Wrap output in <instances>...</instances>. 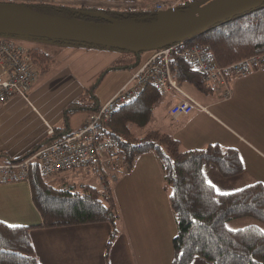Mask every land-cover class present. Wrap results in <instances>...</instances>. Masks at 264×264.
<instances>
[{"label": "crops", "instance_id": "crops-1", "mask_svg": "<svg viewBox=\"0 0 264 264\" xmlns=\"http://www.w3.org/2000/svg\"><path fill=\"white\" fill-rule=\"evenodd\" d=\"M157 1L178 0H0L13 3H56L109 10L143 9L152 7ZM28 46L47 52L54 57V61L43 74L40 65H33L36 75L29 92L25 96L14 94L0 104V155L13 158L24 155L49 136L55 127L61 126L63 108L71 101L78 98L83 104L91 105L92 98L87 93L95 77L100 76L99 85L108 82L105 87L109 90L103 101L95 94L97 105H100L132 76L136 68L134 63L137 62V56L107 48L43 40H35L34 44ZM60 60L63 61L62 66H57ZM1 70L0 64V74ZM262 80L264 68L253 69L243 76H234L227 85L219 84L208 93H202L189 83H183L181 87L185 93L203 105L205 110H193L188 115L174 118L169 109L172 104L182 99V95L170 92L160 97V102L153 111L155 123L169 124L175 129L168 134L179 140L182 149L203 148L209 143H219L222 147H234L238 150L244 164L243 172L224 177L214 166L204 167L206 180L211 181L219 192L238 190L249 184L262 182L259 172L263 169L259 168V172L255 168L252 170L243 159L244 155L248 159L256 158V161L264 162ZM80 112L83 113L79 114L78 120L72 119L74 115L77 116L78 111L70 115L71 129L78 128L91 111ZM170 119L179 123L174 125ZM154 156L149 153L140 155L135 166L127 169L129 171L126 170L123 181L118 183L117 180L110 186L114 184L115 191L120 187L127 196L129 193L130 195L128 206H124L126 202H122L119 194L116 196L118 234L107 258L105 245L110 225L104 221L32 228L29 235L38 263L171 264L173 250L169 237L166 240L167 229L171 225V211L162 174H159L161 167ZM131 172L135 174L129 176ZM27 183V180L0 183L1 221L10 225L42 222ZM121 183L124 185L120 186ZM169 235L173 237L174 231ZM190 264L210 263L197 257Z\"/></svg>", "mask_w": 264, "mask_h": 264}, {"label": "trees", "instance_id": "trees-1", "mask_svg": "<svg viewBox=\"0 0 264 264\" xmlns=\"http://www.w3.org/2000/svg\"><path fill=\"white\" fill-rule=\"evenodd\" d=\"M207 1L209 0H194L199 6ZM23 4L38 12L85 21H101V18L95 16L97 12H104L117 19L136 21H151L158 16V11L152 7L109 10L45 2ZM188 8V3L183 0H179L175 7L177 10ZM9 36L22 42L32 39L119 50L59 39ZM182 42L199 44L206 57L219 66L264 53V1L258 7L213 24L204 32ZM27 47V56L32 65H40V71H46L54 57L37 47ZM136 56L135 67L141 63V54ZM170 65L172 75L179 85L189 83L198 91L208 93L209 89L204 86L201 73L190 63L176 56ZM96 87L97 82L88 88L87 93L93 104L87 106L78 98L71 101L63 108L62 125L55 127L41 143L19 157L0 155V159L19 160L40 145L58 140L79 129L87 119L78 128L71 129L69 117L80 110L91 111L89 116L99 108L101 104L97 105L94 93ZM162 95L164 94H161L159 87L148 82L133 99L112 111L108 119L102 122V130L106 136L115 139V152L120 154L129 170L138 156L147 152L156 155L176 222V232L172 240V264H190L197 257L210 264H264V184L258 181L238 190L218 192L209 185L204 174L205 165L214 166L224 177L243 172L244 164L238 150L234 147H222L219 143L185 150L181 148L177 138L158 129H146L143 134L135 132V129L144 128L150 122ZM28 181L32 201L42 222L10 225L0 220V264H39L29 235L34 227L104 221L110 225L105 245V257H108L110 247L118 234L119 220L117 202L109 187L103 191L94 183L88 182H82L79 188L73 183L59 186L54 178L47 179L41 174L37 163L33 164Z\"/></svg>", "mask_w": 264, "mask_h": 264}, {"label": "built area", "instance_id": "built-area-1", "mask_svg": "<svg viewBox=\"0 0 264 264\" xmlns=\"http://www.w3.org/2000/svg\"><path fill=\"white\" fill-rule=\"evenodd\" d=\"M178 1H157L152 8L165 12L175 9ZM183 1L188 3L189 8H195L194 0ZM27 52L28 47L22 41L9 35H0V104L14 94L25 96L29 92L36 69ZM176 56L201 73L204 86L209 90L219 84L227 85L234 76H243L253 69L264 68V53L219 66L206 57L197 43L184 44L179 41L152 50V54L135 68L132 76L91 113L79 129L58 140L40 145L19 160L0 159V183L28 181L34 163L38 164L45 178L70 171H83L97 180H103L107 176L109 164L114 167V171H110L112 177H116L115 169L126 171L127 164L115 152V140L104 134L102 122L117 107L133 99L145 84L152 82L159 87L161 94L174 92L182 95V99L170 107L169 112L174 118L188 115L193 110H205L203 105L185 93L173 77L170 64ZM106 187L108 184H104L103 190Z\"/></svg>", "mask_w": 264, "mask_h": 264}, {"label": "water", "instance_id": "water-1", "mask_svg": "<svg viewBox=\"0 0 264 264\" xmlns=\"http://www.w3.org/2000/svg\"><path fill=\"white\" fill-rule=\"evenodd\" d=\"M263 1L209 0L187 10L158 12L151 21L117 19L104 12L95 14L101 21H85L38 12L23 3L0 2V35L59 39L139 54L193 37L213 24L258 7Z\"/></svg>", "mask_w": 264, "mask_h": 264}, {"label": "rangeland", "instance_id": "rangeland-1", "mask_svg": "<svg viewBox=\"0 0 264 264\" xmlns=\"http://www.w3.org/2000/svg\"><path fill=\"white\" fill-rule=\"evenodd\" d=\"M149 8V7H148ZM27 46L28 45H31V44H34V42H35V40H32V39H26V40H24L23 41ZM117 51H122V52H124V53H126V54H131V55H133V56H135L136 57V54L135 53H133V52H129V51H126V50H121V49H119V50H117ZM141 54V56H140V60H141V62H143L144 60H146L151 54H152V51H145V52H141L140 53ZM88 59H90V58H88ZM84 60H87V59H84ZM62 60H60V62L59 63H57L56 65L57 66H62ZM32 63V62H31ZM101 72H103V71H101ZM251 72V71H250ZM41 74H43V72H41ZM99 77L100 76H97V77H95V79H94V83H96L97 82V86L99 85ZM108 81V80H107ZM257 83H259V81L257 80L256 81ZM260 82H262V83H264V80H262V81H260ZM106 83H108V82H106ZM106 83H101L100 85H99V87L97 88H94V93L97 95V97H98V99L100 100V101H103V98H104V96H105V94L107 93V91L109 90V89H107L106 87H105V85H106ZM80 113H83V112H80V111H78V113H77V116L76 115H74L73 116V120L74 119H80L78 116H79V114ZM154 117H155V114H154ZM170 122L172 123V124H174V125H176L177 123H179L178 121H174V120H171L170 119ZM152 128H154V129H158V130H160L161 132H165V133H173L174 131H175V129L174 128H172V127H170V125L169 124H167V125H161V124H157V122L155 123V119H153V117H152V119L150 120V122L147 124V126L146 127H144V128H140V129H135V132L137 133V134H143V132L146 130V129H152ZM237 130V129H236ZM147 153H149V155H155L153 152H147ZM155 157V159H156V162H157V164L159 163V161H158V159H157V157H156V155L154 156ZM137 158H140V156H138ZM137 158H136V161H137ZM243 159H245V162H246V164L249 166V167H251V169L253 170V168H255L258 172H259V168H262L263 170H262V172H259L260 174V177H261V181H262V183L264 184V162H260V161H256L255 159L256 158H250V159H248L246 156H244L243 155ZM135 166V165H134ZM133 167V166H132ZM136 170H137V168H136ZM110 171H114V167L111 165V164H109V166H108V170H107V176H105L104 178H103V180H97L95 177H92V176H89L86 172H82V171H70V172H65V173H63V174H60V175H57V176H53L52 178H54L55 179V182H56V184L57 185H59V186H65V185H67V184H71V183H73L74 185H75V187L76 188H79L82 184V182H88V183H94L98 188L100 187L102 190H103V188H104V184H106V183H108L110 186H111V184L113 183V182H115V181H117L118 180V183L120 182V181H123V177H125V173H126V171H124V170H122V169H115V173H114V175H116V177H112V175H110ZM118 171V172H117ZM132 173H134V172H131L130 174H129V176H132ZM77 174V175H76ZM79 174H82V175H79ZM135 174V173H134ZM160 175L162 174V173H159ZM61 177H63V178H61ZM64 177H65V180H62V179H64ZM109 177V178H108ZM127 177V176H126ZM162 177V176H161ZM111 178V179H110ZM47 179H50V178H47ZM116 179V180H115ZM134 181H135V178H132ZM62 180V181H61ZM97 180V181H96ZM105 180V181H104ZM113 180H115V181H113ZM112 181V182H111ZM126 181H128V180H126ZM28 183V185L30 186V183H29V181H27ZM99 184V185H98ZM109 185H108V187H109ZM121 185H124V183H121L120 184V186ZM58 187V186H57ZM30 188H31V186H30ZM99 188V189H100ZM111 188V192H112V194L114 195V197H115V199H116V196L119 194V196H120V198H121V200H122V202L123 203H125V205L124 206H128V203H129V195H130V193H129V195L127 196V193L123 190V189H120V187H118L117 188V190L115 191V189H114V184L112 185V187H110ZM104 191H106V188H105V190ZM32 192V191H31ZM31 198H32V193H31ZM120 206V204L118 205V207ZM167 206V205H166ZM168 207H169V210L171 211V208H170V205H168ZM123 208V207H122ZM118 222V221H117ZM170 222H171V225L168 227V229H167V233H166V240H167V237H169V239H170V243H171V246H172V250H173V242H172V240H173V237H170V233L172 232V231H174V234H175V232H176V222H175V217H174V214H173V212L171 211V219H170ZM174 236V235H173ZM173 259V258H172ZM171 264H172V261H171Z\"/></svg>", "mask_w": 264, "mask_h": 264}, {"label": "snow or ice", "instance_id": "snow-or-ice-1", "mask_svg": "<svg viewBox=\"0 0 264 264\" xmlns=\"http://www.w3.org/2000/svg\"><path fill=\"white\" fill-rule=\"evenodd\" d=\"M208 183H209V185H210L211 187L215 188V185H214V184H212V182H211V181H209ZM216 191H218V192H219L220 190H219V189H216ZM221 194L223 195V194H225V193H221Z\"/></svg>", "mask_w": 264, "mask_h": 264}, {"label": "bare ground", "instance_id": "bare-ground-1", "mask_svg": "<svg viewBox=\"0 0 264 264\" xmlns=\"http://www.w3.org/2000/svg\"><path fill=\"white\" fill-rule=\"evenodd\" d=\"M196 70V69H195ZM105 122V121H104ZM115 140V139H114ZM116 143V142H115ZM127 171H129V170H127ZM109 178V177H108ZM105 179V178H104ZM111 179V178H110ZM116 180V179H115ZM115 180H113V181H115ZM105 181V180H104ZM112 182V181H111ZM106 184H108V183H106ZM99 185V184H98ZM109 185V184H108ZM109 187H110V185H109ZM100 188V187H99ZM107 188V187H106ZM101 189V188H100ZM102 190V189H101ZM104 191V190H103ZM108 192V191H107Z\"/></svg>", "mask_w": 264, "mask_h": 264}]
</instances>
